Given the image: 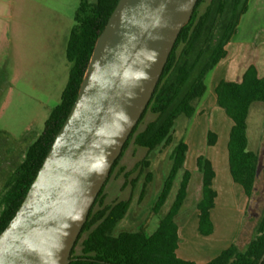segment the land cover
<instances>
[{
    "label": "rangeland",
    "instance_id": "rangeland-1",
    "mask_svg": "<svg viewBox=\"0 0 264 264\" xmlns=\"http://www.w3.org/2000/svg\"><path fill=\"white\" fill-rule=\"evenodd\" d=\"M79 1L0 0V214L1 199L11 174L22 163L29 145L41 133L49 113L61 100L71 67L66 59V43ZM211 1L204 0L198 13H204ZM236 34L226 46L227 57L208 73L207 90L196 102L194 116L181 114L177 118L171 143L148 150L131 140L108 176L101 196L104 205L130 201L126 215L112 229L113 235L123 230L153 233L170 209L183 172L188 169L192 173L188 195L176 217L182 229L178 256L205 263L231 244L244 249L254 237L264 210V166L257 191L249 202L230 174L227 142L232 120L217 105L215 85L221 79L240 81L245 68L253 63L264 72V0L249 1ZM182 48L180 45L177 52ZM156 116L148 110L138 131ZM209 130L218 134L212 146L207 143ZM179 141L189 144L186 164L167 202L156 213L153 208L170 171L173 148ZM248 141V148L261 155L264 102H254L250 108ZM200 154L213 161L216 171L213 186L219 196L213 211L216 229L209 236L198 231L197 203L202 197V173L196 166V158ZM81 240L75 254L82 253Z\"/></svg>",
    "mask_w": 264,
    "mask_h": 264
},
{
    "label": "trees",
    "instance_id": "trees-1",
    "mask_svg": "<svg viewBox=\"0 0 264 264\" xmlns=\"http://www.w3.org/2000/svg\"><path fill=\"white\" fill-rule=\"evenodd\" d=\"M118 1L80 0L66 48V57L71 63L66 86L60 102L46 118L43 130L29 145L24 160L7 182L1 199L0 234L21 206L74 105L96 41ZM203 1L198 0L191 19L182 28L153 96L110 173L131 140L148 150L169 145L177 118L181 114L194 116L196 102L207 90L208 73L227 57L226 46L237 33L241 17L248 11L250 0H212L205 12L199 14L197 9ZM180 45L183 48L178 53ZM215 94L217 105L233 122L227 142L230 174L251 202L257 191L259 177L256 172L260 153L248 148V116L254 102H264V75L259 74L255 64H250L240 81L221 79L215 86ZM148 110L157 116L143 130L138 131ZM217 140L218 134L209 130L208 145H215ZM188 151L189 144L185 141H179L174 146L170 171L163 181L153 208L156 213L167 202L179 172L185 167ZM196 166L202 173V197L197 203L198 231L201 235L209 236L214 232L211 211L218 196L213 187L216 171L212 161L204 154L197 156ZM191 176V171L185 169L170 209L151 234L142 230H123L117 235L112 234L116 223L126 215L130 201L120 200L112 205H104L101 198L104 185L72 249V260L69 264H258L264 253V210L258 220L254 237L244 249L231 244L205 263L178 256L180 229L176 217L187 198ZM98 204L100 207L96 208ZM84 234L86 236L83 238ZM80 240L82 253L75 254V247Z\"/></svg>",
    "mask_w": 264,
    "mask_h": 264
},
{
    "label": "water",
    "instance_id": "water-1",
    "mask_svg": "<svg viewBox=\"0 0 264 264\" xmlns=\"http://www.w3.org/2000/svg\"><path fill=\"white\" fill-rule=\"evenodd\" d=\"M197 2L118 1L96 41L74 105L21 206L0 234V264L71 262L91 207ZM263 155L264 147L258 177ZM263 261L264 253L258 264Z\"/></svg>",
    "mask_w": 264,
    "mask_h": 264
},
{
    "label": "crops",
    "instance_id": "crops-1",
    "mask_svg": "<svg viewBox=\"0 0 264 264\" xmlns=\"http://www.w3.org/2000/svg\"><path fill=\"white\" fill-rule=\"evenodd\" d=\"M80 2V1H79ZM76 11V10H75ZM74 24V23H73ZM73 24H72V26H73ZM72 26L70 27V31H71V28H72ZM70 31H69V34H70ZM236 36H237V34H236ZM68 39H69V35H68ZM68 39H67V42H68ZM66 48H67V43H66ZM66 59H67V57H66ZM253 64H255L256 65V63H253ZM257 66V68H258V71H259V74L261 75V76H263L264 75V72L263 71H261L260 69H259V67H258V65H256ZM217 67V66H216ZM247 68V67H246ZM246 68H245V70H246ZM244 70V71H245ZM69 76V75H68ZM67 83V82H66ZM66 86V85H65ZM216 86V85H215ZM65 88V87H64ZM64 90V89H63ZM63 92V91H62ZM232 124H233V122H232ZM232 126V125H231ZM211 161H212V159H210ZM212 163H213V161H212ZM214 165V164H213ZM216 177V176H215ZM215 179V178H214ZM190 184V183H189ZM213 185H214V180H213ZM214 187V186H213ZM215 189V188H214ZM216 190V189H215ZM217 191V190H216ZM217 193H218V191H217ZM218 197L219 196H217V198H216V200L218 199ZM247 198V197H246ZM248 199V198H247ZM216 206H217V203L215 204V207L212 209V211H211V217H212V220H213V223H214V232H215V227H216V225H215V221H214V219H213V211H214V209L216 208ZM197 221H198V216H197ZM179 229H180V226H179ZM213 232V233H214ZM212 233V234H213ZM211 234V235H212ZM181 237H182V229H180V240H181ZM180 245V244H179ZM179 249V248H178ZM177 252H178V250H177Z\"/></svg>",
    "mask_w": 264,
    "mask_h": 264
},
{
    "label": "flooded vegetation",
    "instance_id": "flooded-vegetation-1",
    "mask_svg": "<svg viewBox=\"0 0 264 264\" xmlns=\"http://www.w3.org/2000/svg\"><path fill=\"white\" fill-rule=\"evenodd\" d=\"M259 199V198H258ZM254 212V210L252 211V213Z\"/></svg>",
    "mask_w": 264,
    "mask_h": 264
}]
</instances>
